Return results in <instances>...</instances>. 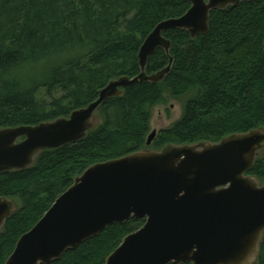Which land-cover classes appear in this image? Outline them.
<instances>
[{
    "label": "trees",
    "instance_id": "16d2710c",
    "mask_svg": "<svg viewBox=\"0 0 264 264\" xmlns=\"http://www.w3.org/2000/svg\"><path fill=\"white\" fill-rule=\"evenodd\" d=\"M184 0H0V129L48 122L95 101L106 84L139 73L138 51L162 21L184 15ZM173 65L159 84L136 83L99 108L101 123L87 137L45 151L26 170L0 175V197L18 210L0 232V264L17 240L88 167L147 148L151 109L163 88L191 91L182 116L150 146L217 143L264 128V0L210 14L209 30L194 40L166 31ZM169 59L158 49L146 73ZM264 182V148L248 173ZM143 219L113 224L52 264H104ZM256 264H264V235Z\"/></svg>",
    "mask_w": 264,
    "mask_h": 264
},
{
    "label": "water",
    "instance_id": "95a60500",
    "mask_svg": "<svg viewBox=\"0 0 264 264\" xmlns=\"http://www.w3.org/2000/svg\"><path fill=\"white\" fill-rule=\"evenodd\" d=\"M187 12L160 22L142 43L139 73L109 81L95 101L68 117L0 129V175L32 168L39 155L83 141L94 130L102 104L136 83L159 84L171 71V43L163 33L207 34L210 14L254 0H184ZM264 51V41H263ZM168 57L147 74L158 50ZM152 131L148 148L156 137ZM264 148V128L226 136L217 143L168 144L94 164L60 194L43 217L16 242L5 264H52L68 250L113 224L143 219L104 264H256L264 235V183L249 175ZM18 210L0 197V232Z\"/></svg>",
    "mask_w": 264,
    "mask_h": 264
},
{
    "label": "rangeland",
    "instance_id": "374dc122",
    "mask_svg": "<svg viewBox=\"0 0 264 264\" xmlns=\"http://www.w3.org/2000/svg\"><path fill=\"white\" fill-rule=\"evenodd\" d=\"M194 91H191L181 97H173L169 91L163 88L162 98L158 104L151 109V117L149 122V134L152 131L158 133L162 129L171 127L182 116L186 102L194 96ZM95 126L98 127L101 123L100 114L96 113ZM146 149L153 150L152 146ZM264 183V182H261ZM16 203H18L16 201Z\"/></svg>",
    "mask_w": 264,
    "mask_h": 264
}]
</instances>
